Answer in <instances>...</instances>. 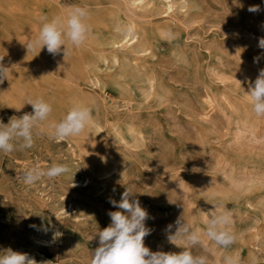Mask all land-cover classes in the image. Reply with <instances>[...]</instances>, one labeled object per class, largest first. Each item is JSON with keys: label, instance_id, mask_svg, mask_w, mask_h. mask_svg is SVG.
<instances>
[{"label": "rangeland", "instance_id": "1", "mask_svg": "<svg viewBox=\"0 0 264 264\" xmlns=\"http://www.w3.org/2000/svg\"><path fill=\"white\" fill-rule=\"evenodd\" d=\"M134 1L0 0V63L8 67L0 122L32 113L28 97L53 108L32 148L0 153V252L29 253L37 264H90L95 234L120 210L109 200L132 187L152 217L144 239L151 251L186 248L209 264H224L226 255L264 264V117L246 102L264 69V0ZM73 5L90 12L92 32L81 47L65 57L27 50L41 15ZM253 5L261 10L249 12ZM129 21L141 32L133 45L123 39ZM73 101L92 109L101 133L93 125L50 139V124ZM36 163H67L72 173L25 185L19 177ZM216 205L231 212V246L206 237L195 246L168 241L169 224L174 232L182 216L203 231Z\"/></svg>", "mask_w": 264, "mask_h": 264}, {"label": "clouds", "instance_id": "2", "mask_svg": "<svg viewBox=\"0 0 264 264\" xmlns=\"http://www.w3.org/2000/svg\"><path fill=\"white\" fill-rule=\"evenodd\" d=\"M259 5L249 6V12H258ZM90 12L87 7L73 5L64 13L49 18L41 15L39 20V31L34 39L30 40L27 50L39 53L46 48L53 56L63 51L64 57L72 48L81 47L89 38L92 28L89 23ZM117 31H120L118 28ZM131 32V29H128ZM258 47L264 49V37L258 41ZM258 60L259 57L254 58ZM3 57H0V61ZM8 67L0 63V83L7 79ZM247 93V103L257 118L264 117V69L260 70L254 84H250ZM26 104L31 105L32 113H25L21 117L13 116L7 124L0 122V153L10 154L13 151L30 149L34 145V130L49 119L53 108L52 104L43 97H28ZM94 125L92 109L86 104L78 101L71 102L66 114L58 121L50 124V139L56 142L64 141L70 137H76L85 133ZM72 168L67 163L52 164L47 168L38 163L26 168L20 180L25 185H33L42 179L49 180L70 175ZM75 186V185H73ZM136 191L132 187H126L121 199L117 202L110 199L118 211H110L111 223L95 235L99 237V246L92 252L90 264H209L208 257L203 254H193L192 251L184 249L180 253L151 251L145 246L144 239L153 231L146 226L150 217L139 200L135 197ZM206 228H194L182 216L173 225L169 224L165 229L167 239L170 243L178 246V241L195 246L201 244L206 237L215 245L227 249L236 241V235L231 230V212L223 205L214 206V210L208 212L205 221ZM60 233H54V238ZM0 253V264H37L34 258L27 253L13 251L10 248ZM224 264H238L234 255L224 256Z\"/></svg>", "mask_w": 264, "mask_h": 264}, {"label": "bare ground", "instance_id": "3", "mask_svg": "<svg viewBox=\"0 0 264 264\" xmlns=\"http://www.w3.org/2000/svg\"><path fill=\"white\" fill-rule=\"evenodd\" d=\"M136 1V0H135ZM134 1V2H135ZM140 1H142V0H139V3H140ZM146 0H144V2H145ZM179 1H183V0H179ZM137 2L138 1H136L135 3L137 4ZM165 2H167V1H165ZM149 3H152V2H149ZM163 3V2H162ZM174 3V0H168V4H166V5H169V6H171L172 4ZM181 3V2H180ZM184 3H186V1L184 2ZM134 4V3H133ZM177 4H179L178 2H177ZM147 5H149V4H147ZM138 6V5H137ZM173 6V5H172ZM182 6H184V5H182ZM139 7V6H138ZM172 10V9H171ZM137 26L138 25H136V23L135 22H133V21H129V22H127L126 23V25H125V33H124V36H123V39H124V41H125V43H129V44H131V45H133V43H136V42H138V40H139V38H140V36H141V32L138 30V28H137ZM128 29H131V32H128ZM141 39H143V38H141ZM150 48V47H149ZM117 50V49H116ZM113 61L114 62H116V61H118L117 60V58L116 57H113ZM96 77V76H95ZM95 79V78H94ZM96 80V79H95ZM97 82V81H96ZM101 126H98V125H94V128L97 130V132H99V133H101V128H100ZM92 128V127H91ZM103 131H104V129H103ZM99 156H100V154H98ZM102 156V155H101ZM105 157V156H104ZM109 157V156H108ZM103 159V158H102ZM101 160V159H100ZM97 161H99V158H98V160ZM99 162H102V161H99ZM115 167V166H114ZM113 168V167H112ZM111 168V169H112ZM106 170V169H105ZM87 181H88V179H87ZM39 239V238H38ZM42 240V239H41ZM27 254H29V253H27ZM29 257H30V255H29Z\"/></svg>", "mask_w": 264, "mask_h": 264}]
</instances>
